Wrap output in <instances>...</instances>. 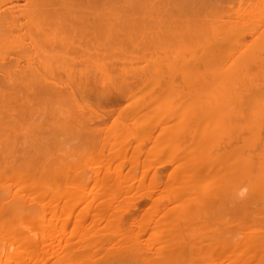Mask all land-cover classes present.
I'll return each instance as SVG.
<instances>
[{"label": "bare ground", "instance_id": "obj_1", "mask_svg": "<svg viewBox=\"0 0 264 264\" xmlns=\"http://www.w3.org/2000/svg\"><path fill=\"white\" fill-rule=\"evenodd\" d=\"M0 264H264V0H0Z\"/></svg>", "mask_w": 264, "mask_h": 264}, {"label": "rangeland", "instance_id": "obj_2", "mask_svg": "<svg viewBox=\"0 0 264 264\" xmlns=\"http://www.w3.org/2000/svg\"><path fill=\"white\" fill-rule=\"evenodd\" d=\"M115 95H116V94L114 93L113 97H114L115 100H111V104H112V103L114 104V103L117 102V101H116V97H117V100H118V97H119V96H115ZM112 99H113V98H112ZM119 99H120V98H119ZM107 103L110 104V101H108ZM106 106H107V105H106Z\"/></svg>", "mask_w": 264, "mask_h": 264}]
</instances>
